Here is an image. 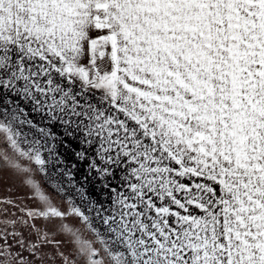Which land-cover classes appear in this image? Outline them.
Instances as JSON below:
<instances>
[{
  "label": "snow or ice",
  "instance_id": "obj_1",
  "mask_svg": "<svg viewBox=\"0 0 264 264\" xmlns=\"http://www.w3.org/2000/svg\"><path fill=\"white\" fill-rule=\"evenodd\" d=\"M0 138V264H264V0H0Z\"/></svg>",
  "mask_w": 264,
  "mask_h": 264
},
{
  "label": "rangeland",
  "instance_id": "obj_2",
  "mask_svg": "<svg viewBox=\"0 0 264 264\" xmlns=\"http://www.w3.org/2000/svg\"><path fill=\"white\" fill-rule=\"evenodd\" d=\"M11 162H18L23 166H30L29 161L20 158L9 146H7L2 138H0V196H24L30 194V189L25 185V180L31 175V178L40 182L45 189L52 195L54 200L59 202L58 197L54 191H52L45 183L42 175L36 171L34 165H31L32 172L30 174L20 172L17 169L11 167ZM79 230L80 236L83 240L91 242L94 247L100 245L96 242V238L89 233L85 226L78 222L75 218L68 221ZM71 247V245H68Z\"/></svg>",
  "mask_w": 264,
  "mask_h": 264
}]
</instances>
